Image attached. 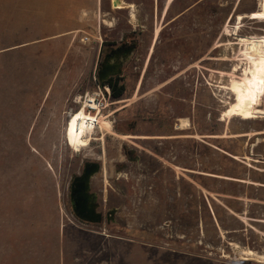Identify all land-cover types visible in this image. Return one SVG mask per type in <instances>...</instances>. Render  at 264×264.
Instances as JSON below:
<instances>
[{
  "label": "rangeland",
  "instance_id": "obj_1",
  "mask_svg": "<svg viewBox=\"0 0 264 264\" xmlns=\"http://www.w3.org/2000/svg\"><path fill=\"white\" fill-rule=\"evenodd\" d=\"M110 1L0 0V264H264L244 254H264V117L223 118L234 62L216 60L237 55L233 32L256 39L250 104L264 112L259 0ZM126 36L138 50L114 100L97 70ZM88 97L112 130L96 128L75 151L64 128ZM87 160L100 163L91 193L114 210L110 222L71 209L69 184Z\"/></svg>",
  "mask_w": 264,
  "mask_h": 264
},
{
  "label": "bare ground",
  "instance_id": "obj_2",
  "mask_svg": "<svg viewBox=\"0 0 264 264\" xmlns=\"http://www.w3.org/2000/svg\"><path fill=\"white\" fill-rule=\"evenodd\" d=\"M170 1L172 0H168L167 4L170 3ZM110 2H112L111 5L113 8L120 9L124 7L123 2L120 0H111ZM258 2V12L264 13V0H259ZM127 7L129 8L130 17L134 19L132 4H128ZM237 16L242 18L245 17L246 14H237ZM154 29L155 36H157L160 28L156 27ZM233 35L238 45L237 55L235 54L233 57H216V60L222 61L223 63L229 61L234 62L232 70L225 73L226 76L229 77V83L225 87L233 96V101L230 102L229 106L224 110L223 118L226 121H230L232 118L247 121L264 117V112L257 113L250 104L253 100L251 96L255 92V80L258 77L262 61L261 47L252 35H240L237 31L233 32ZM218 47V45L214 46V49ZM193 66L196 67L198 65L193 64ZM222 73L224 72L222 71L221 74ZM88 108L96 109V114L89 112ZM98 111L99 107L93 102V98L88 97L85 98L76 111L69 114L64 128V138L66 144L70 148L79 151L81 148L89 145L96 128L111 132L110 122L106 120L107 118L102 117L100 112L97 115ZM121 137L124 138L125 135H121ZM244 254L247 257L256 258L264 262V254H258L253 251L244 252ZM245 258L246 257H244V259Z\"/></svg>",
  "mask_w": 264,
  "mask_h": 264
},
{
  "label": "water",
  "instance_id": "obj_3",
  "mask_svg": "<svg viewBox=\"0 0 264 264\" xmlns=\"http://www.w3.org/2000/svg\"><path fill=\"white\" fill-rule=\"evenodd\" d=\"M132 49L128 48L122 54L125 59L131 53ZM113 52V51H112ZM111 52V53H112ZM108 53L104 56L101 63V68L98 70V81H106L109 77L118 75L120 73L117 55ZM113 59V62H108ZM98 171V163L87 161L84 163L81 174L73 178L71 184L70 201L72 210L78 220L88 223H99L102 219V214L96 211L94 203V194L89 191L90 177Z\"/></svg>",
  "mask_w": 264,
  "mask_h": 264
},
{
  "label": "flooded vegetation",
  "instance_id": "obj_4",
  "mask_svg": "<svg viewBox=\"0 0 264 264\" xmlns=\"http://www.w3.org/2000/svg\"><path fill=\"white\" fill-rule=\"evenodd\" d=\"M128 8V7H127ZM155 12H154V17L156 18V20L158 21V22H160V24H161V30H160V32L162 31V29L164 28V26H165V22H164V24H163V21H164V17L162 16H160V15H158V7L157 6H155ZM158 15V16H157ZM152 16H153V12H152ZM155 28V27H154ZM154 30V29H153ZM143 30H138V33H137V35H140L141 34V32H142ZM151 32V36H154V31H150ZM156 39L157 38H155V39H150V41H149V44L152 42V46H151V48L149 47V45L147 46V50H150V53L152 52V47L154 46V44H155V42H156ZM151 40H153V41H151ZM128 48H131L132 49V51H131V53L128 55V57H126L125 59H123L122 58V54L124 53V51L126 50V49H128ZM150 48V49H149ZM138 50V44H136L135 42H134V40H133V38H129L128 39V36H126L125 37V39H122L120 42H118L116 45H114V46H111V47H109V48H107L106 50H105V52H104V56L106 55V54H108V53H111L112 51V53H111V55H117V57H118V63H119V69H120V74H118V75H115V76H111V77H113V78H115V77H118L119 78V82L120 83H122L123 82V74H121V70H122V65H123V63L124 64H128L129 62H130V60H131V58H132V55L136 52ZM104 56H103V58H104ZM103 58H102V60H101V62H100V64H99V66H98V70L101 68V63H102V61H103ZM127 60V61H126ZM126 61V62H125ZM108 62H113V59H110ZM187 67H189L190 66V64L189 65H186ZM98 70H97V73H98ZM107 86V85H106ZM108 88H109V91H110V87L109 86H107ZM111 98V97H110ZM155 115V117L153 118V122L157 125V127H160L161 126V123L165 126H169V121L166 119V118H164V116H161L160 114H154ZM126 125H130V126H134V125H136L137 124V122L136 121H133V122H131V123H125ZM132 126V127H133ZM102 141H103V139H102ZM127 156L130 158H132L133 159V156H131V152L130 151H128L127 152ZM87 161H92V162H96V163H98L97 161H95V160H87ZM87 161H85V162H87ZM84 162V163H85ZM84 163L82 164V167L80 168V170H79V172H78V174H81L82 173V171H83V167H84ZM99 168H100V163H98V170H99ZM77 174V175H78ZM75 177V176H74ZM73 177V178H74ZM93 176H91L90 177V180H89V185H90V188H89V191L88 192H93V190H92V187H91V178H92ZM73 178H72V180L70 181V184H69V188H68V192H69V194H70V192H71V184H72V181H73ZM69 202H70V206H71V209H72V204H71V201H70V195H69ZM73 211V210H72ZM96 211L97 212H100L101 214H102V219H101V221H100V223H103V220L105 219V221H107V222H110L111 220H112V218H113V216H114V210H109V211H105V213H102L100 210H98L97 208H96Z\"/></svg>",
  "mask_w": 264,
  "mask_h": 264
},
{
  "label": "trees",
  "instance_id": "obj_5",
  "mask_svg": "<svg viewBox=\"0 0 264 264\" xmlns=\"http://www.w3.org/2000/svg\"><path fill=\"white\" fill-rule=\"evenodd\" d=\"M101 85H107L110 87V97L114 100L120 99V97L124 94V84L119 82L118 77H109L106 81H103ZM216 214L217 219L219 220L218 213ZM209 219H211V222H213V218L209 215Z\"/></svg>",
  "mask_w": 264,
  "mask_h": 264
},
{
  "label": "built area",
  "instance_id": "obj_6",
  "mask_svg": "<svg viewBox=\"0 0 264 264\" xmlns=\"http://www.w3.org/2000/svg\"><path fill=\"white\" fill-rule=\"evenodd\" d=\"M85 39H88V38H85ZM103 88L109 94V88L107 86H103ZM92 98H93V102L95 103V98L94 97H92ZM88 111L89 112H92V111H96V109H94V108H88Z\"/></svg>",
  "mask_w": 264,
  "mask_h": 264
},
{
  "label": "crops",
  "instance_id": "obj_7",
  "mask_svg": "<svg viewBox=\"0 0 264 264\" xmlns=\"http://www.w3.org/2000/svg\"><path fill=\"white\" fill-rule=\"evenodd\" d=\"M173 1H174V0H173ZM173 1H172V2H173ZM165 2H167V1H165ZM172 2H171V3H172ZM171 3H170V4H171ZM165 4H166V3H165ZM184 13H185V12H184ZM182 15H183V11L178 12V13L174 16V17H175L174 20H177V19L180 18ZM174 20H173V21H174Z\"/></svg>",
  "mask_w": 264,
  "mask_h": 264
}]
</instances>
